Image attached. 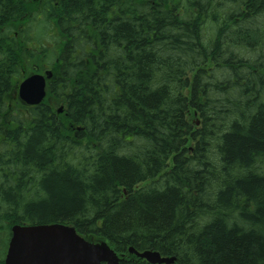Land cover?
I'll return each mask as SVG.
<instances>
[{"label": "trees", "instance_id": "trees-1", "mask_svg": "<svg viewBox=\"0 0 264 264\" xmlns=\"http://www.w3.org/2000/svg\"><path fill=\"white\" fill-rule=\"evenodd\" d=\"M52 224L264 264V0H0V264L12 226Z\"/></svg>", "mask_w": 264, "mask_h": 264}, {"label": "water", "instance_id": "water-1", "mask_svg": "<svg viewBox=\"0 0 264 264\" xmlns=\"http://www.w3.org/2000/svg\"><path fill=\"white\" fill-rule=\"evenodd\" d=\"M51 72L33 74L18 85V97L26 105L34 106L45 97L46 80ZM61 109L58 111L60 112ZM149 264H171L174 258H161L156 252L137 253L128 250ZM120 259L105 242H89L70 226L14 225L4 264H119Z\"/></svg>", "mask_w": 264, "mask_h": 264}, {"label": "flooded vegetation", "instance_id": "flooded-vegetation-1", "mask_svg": "<svg viewBox=\"0 0 264 264\" xmlns=\"http://www.w3.org/2000/svg\"><path fill=\"white\" fill-rule=\"evenodd\" d=\"M123 263H127V264H141L139 263V261L134 257V256H127L126 257V261L122 262L121 264Z\"/></svg>", "mask_w": 264, "mask_h": 264}, {"label": "rangeland", "instance_id": "rangeland-1", "mask_svg": "<svg viewBox=\"0 0 264 264\" xmlns=\"http://www.w3.org/2000/svg\"><path fill=\"white\" fill-rule=\"evenodd\" d=\"M52 106H54V105H52ZM55 108V107H54ZM59 109V108H58Z\"/></svg>", "mask_w": 264, "mask_h": 264}]
</instances>
